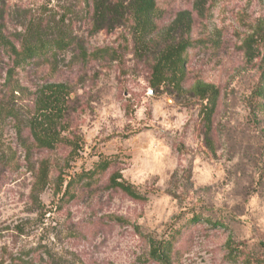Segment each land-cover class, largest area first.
Returning <instances> with one entry per match:
<instances>
[{
    "label": "rangeland",
    "instance_id": "rangeland-1",
    "mask_svg": "<svg viewBox=\"0 0 264 264\" xmlns=\"http://www.w3.org/2000/svg\"><path fill=\"white\" fill-rule=\"evenodd\" d=\"M94 1L0 0L17 47L32 24L67 42L13 65L0 41V264H264V0L192 11L180 91L150 85L153 55L137 53L130 20L93 27ZM156 2L162 32L193 0ZM57 82L71 97L63 140L38 148L27 123ZM195 84L218 89L209 130ZM99 158L108 168L78 180ZM114 171L143 198L112 187Z\"/></svg>",
    "mask_w": 264,
    "mask_h": 264
},
{
    "label": "trees",
    "instance_id": "trees-1",
    "mask_svg": "<svg viewBox=\"0 0 264 264\" xmlns=\"http://www.w3.org/2000/svg\"><path fill=\"white\" fill-rule=\"evenodd\" d=\"M207 2L208 0H193L192 10L178 11L169 26L159 32L157 19L161 12L156 0H95L92 7L93 27L100 29L107 24L130 20V30L137 53L153 55L150 85L155 88L164 85L180 91L183 89L186 76L185 53L193 42L188 38L177 37L179 33L187 34L190 31L192 11L201 14ZM56 29L58 34H54V30L43 29L40 25L32 24L19 36L18 47L1 34L0 41L9 49L13 65H21L41 55L47 51V48L59 49L67 43L63 28L56 26ZM46 31H49L50 36ZM258 33L256 34L263 36L261 28ZM253 47L254 45L249 44L247 52L252 51ZM192 90L206 99L203 117L206 129L209 130L211 117L216 108L218 89L210 84H195ZM69 93L68 86L61 82L45 83L38 89L34 101V112L27 123L30 135L38 148L53 149L62 142L60 127L65 123L70 107ZM255 93L259 97L264 94V65ZM110 162L106 158H99L95 162L94 169L86 171L85 176L80 173L78 180L84 179L88 173L93 175L95 171L108 168ZM109 182L112 187L120 189L134 199L143 198L133 186L121 179L118 171L112 172ZM71 185L72 181L67 182L65 192ZM218 225L221 226V224ZM174 237V234H170L167 238L154 243L151 247V256L157 261L165 262L169 257ZM50 264L58 263L51 259Z\"/></svg>",
    "mask_w": 264,
    "mask_h": 264
}]
</instances>
